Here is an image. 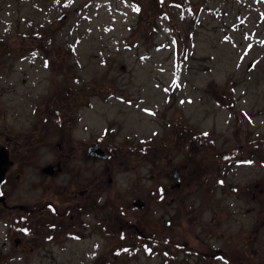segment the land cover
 Returning <instances> with one entry per match:
<instances>
[{
  "label": "rangeland",
  "instance_id": "1",
  "mask_svg": "<svg viewBox=\"0 0 264 264\" xmlns=\"http://www.w3.org/2000/svg\"><path fill=\"white\" fill-rule=\"evenodd\" d=\"M0 126L43 139L0 264H240L264 202V0H0Z\"/></svg>",
  "mask_w": 264,
  "mask_h": 264
},
{
  "label": "flooded vegetation",
  "instance_id": "2",
  "mask_svg": "<svg viewBox=\"0 0 264 264\" xmlns=\"http://www.w3.org/2000/svg\"><path fill=\"white\" fill-rule=\"evenodd\" d=\"M63 102V97H61V95H56L55 97V101L51 102L48 104L47 107H50V110L54 112H58L59 109H63V105L61 104ZM75 102V101H74ZM83 106L85 107V103H83ZM75 104H73L72 108H70V110L74 113V108H75ZM74 121V119L72 120V122ZM69 122L70 126L73 127L74 129V123ZM43 125V124H42ZM41 125V127H42ZM6 129L2 130V127L0 126V160L3 162H6L5 164H3L1 166V170H4V177L2 182L0 183V213H3V215L6 214V216L9 218V216L13 213L12 211L15 210L16 208L18 210H23V204L20 205H16V203L13 201V194L15 192L16 189V183L13 180L14 177H16V175L21 178V183L23 184L24 181V174L26 173V165H28V163L31 162V157L30 155V150H31V146L35 145V144H40L43 139L41 137V133L39 130V134H36V132H34V134L37 135V137H33L31 134L29 135H24L23 133L16 134V132L12 129H10L8 126H5ZM39 127H40V123H39ZM32 133V132H31ZM208 136V135H207ZM77 141H79V137L77 136ZM70 142V140L68 141ZM67 142V143H68ZM65 141H63V146L61 144L58 143L57 147L58 149H63L64 147H67V144ZM97 144L96 142L92 141L87 149L85 150L84 154H83V149L77 150V147L79 145V143L76 142L75 144V150H74V146L71 147V150L69 153H67L66 158H63L62 160L60 159H56L57 162L55 163H49L50 165H52V167L50 168V171H46L44 170V167H41L40 169V177L42 178L43 181H41L42 183L44 181H46L48 179V177H52V178H56L58 177V174L61 173V171L65 168L66 164H65V160L66 162L68 160H70L71 155H76V156H80L79 154H77V152H82V154L89 159H95L98 158L97 156H95L92 152L91 147H94L92 145ZM204 144V143H202ZM101 145V144H100ZM206 145V144H205ZM103 146V145H101ZM108 157L106 158L107 160L111 158V152L108 150ZM32 164V163H31ZM47 164V165H49ZM110 165H108L107 170L109 169ZM14 176V177H13ZM181 176L180 172L178 171V177ZM17 178V177H16ZM18 179V178H17ZM112 178L110 177L109 180H111ZM28 180H26L27 182ZM25 182V181H24ZM30 185L32 183L31 179L28 182ZM52 184H55L54 182H52ZM49 185V184H48ZM45 185L42 188L43 189H49L51 188V186L49 185ZM181 186V183H179V187ZM24 189H30L29 186H24ZM91 188H82V190L80 191V196L81 197H85V196H89L87 197L88 200L84 201L81 203V205L77 206V209H75L74 206H66V208H69L74 210V211H83V208L85 209L86 207H89V201H91V195L93 196V194L90 191ZM249 189H252L251 187H249ZM255 189H258V192H254V198L257 199L258 195H263L264 196V185H261L259 183H257V185H255ZM78 190V189H76ZM76 195V193L74 194ZM78 196V195H76ZM79 198H76L75 202H79L78 200ZM25 206V205H24ZM74 207V209H73ZM31 208V207H30ZM36 208V207H34ZM34 208H31L32 210ZM65 208V209H66ZM247 210L249 211V213H252L253 210H257V216L256 218H253V222L250 225V229H249V233H251V241H250V246L249 251L246 254H242V258L239 257L240 260V264H244L245 262H248V264H264V202H258L257 205L253 206V207H247ZM57 214V208L55 210H53L52 214ZM65 215H67V211L65 210ZM46 215L42 216L44 219H42V224L43 225H51L54 224L53 223V219L52 217H48L46 219L45 217ZM48 216V214H47ZM75 217V213L72 214L70 216L71 219H74ZM7 218V219H8ZM51 223V224H50ZM41 226V230L42 232H47L46 227ZM60 231L62 230L60 226H56L55 228L52 227V229H57ZM63 228V227H62ZM25 233V231H24ZM27 234V233H26ZM73 235V233H70V236ZM18 237V238H17ZM16 238L19 239L17 243L16 242ZM14 246L17 247V249H28L31 250L32 246L31 245H27V244H23L21 243L22 241V237H20L19 235L14 236ZM249 253V254H248ZM231 257L238 259V255H231ZM230 257V258H231ZM229 261V260H228ZM245 261V262H244Z\"/></svg>",
  "mask_w": 264,
  "mask_h": 264
},
{
  "label": "water",
  "instance_id": "3",
  "mask_svg": "<svg viewBox=\"0 0 264 264\" xmlns=\"http://www.w3.org/2000/svg\"><path fill=\"white\" fill-rule=\"evenodd\" d=\"M66 17V15H63L61 18H60V20H62L63 18H65ZM96 153H98V154H103V152L101 151V148H99L98 146L96 147ZM104 155V154H103ZM2 161L0 160V183L2 182V180H3V177H4V170H1V166L3 165V164H5L6 162H3V163H1ZM51 166H49L48 168L46 167V171H50L51 169Z\"/></svg>",
  "mask_w": 264,
  "mask_h": 264
}]
</instances>
